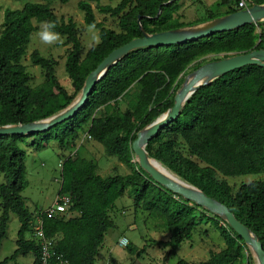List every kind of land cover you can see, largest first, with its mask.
Returning <instances> with one entry per match:
<instances>
[{"label":"trees","instance_id":"1","mask_svg":"<svg viewBox=\"0 0 264 264\" xmlns=\"http://www.w3.org/2000/svg\"><path fill=\"white\" fill-rule=\"evenodd\" d=\"M53 1L70 0L29 1L20 8L3 11L0 125L39 121L61 112L79 97L87 75L111 50L141 37L143 32L157 33L188 25L180 19V0H77L84 24L95 23L101 38L99 44L84 51L77 24L71 18H58L50 6ZM238 2L220 0L218 4L224 9L210 12L206 19L243 9ZM246 2L250 6L264 0ZM92 3L100 14L118 19V30L97 19ZM45 20L57 21L56 31L70 45L64 64L70 80L68 88L59 82L55 61L37 50L31 52L30 60L45 71V79L35 87L28 84L29 74L21 61L36 29L34 22ZM253 49H264V19L181 44L133 49L102 74L88 100L71 118L29 136L0 135V172L5 177L0 184V246L10 214H16L19 221L16 249L0 264L20 254H31L32 264H38L39 259V244L25 237L41 209L30 211L21 196L28 182L26 151L20 144L39 150L56 140L58 147L64 149L75 146L84 133L130 171L101 176L93 160L77 154L64 158L58 194L70 197L69 210L56 217L42 214V228L45 235L57 237L54 249L69 264H98L104 235L114 225L110 211L128 188L134 209L162 219L169 236L156 244L175 251L192 237L202 219L224 240L225 247L211 251L207 259H179L176 264H234L242 258L248 247L228 222L153 180L139 166L131 143L137 131L172 106L183 73L194 60L209 53L226 57ZM134 85L138 87L135 101L120 113L114 105ZM145 148L180 179L225 204L257 236L264 250V178L237 188L227 181L228 177L264 173V67L247 64L197 89L177 119L160 129ZM106 259L116 264L113 258Z\"/></svg>","mask_w":264,"mask_h":264},{"label":"rangeland","instance_id":"2","mask_svg":"<svg viewBox=\"0 0 264 264\" xmlns=\"http://www.w3.org/2000/svg\"><path fill=\"white\" fill-rule=\"evenodd\" d=\"M29 1L37 0H0V28L5 8H20L24 3ZM219 1L180 0V19L188 23L185 27L207 23L211 21L206 19L210 12H219L224 9L222 6H219ZM102 3L115 5L117 1H102ZM50 6L58 18L64 21L71 18L75 21L78 26L81 43L84 51H86L91 46L90 38L85 30L86 25L83 21V13L77 8V0H70L67 3L53 1L50 3ZM92 7L96 11L95 3H92ZM96 17L105 26L118 30V19L116 17L103 15L97 11ZM34 25L36 29L31 35L26 53L21 61L29 74L28 84L31 87H35L45 79V71L38 65H33L30 60L31 52L37 50L41 55L55 61L54 69L59 82L68 88L70 80L65 71L64 64L70 45L65 43L64 36H61L63 40L62 44H42L36 36L40 23L34 22ZM222 55L209 53L194 60L185 70L186 73H183V77L185 78L187 74L193 71L195 65L198 63L203 64L211 60H216L222 58ZM137 92L138 87L135 85L132 86L128 93L116 102L114 107L120 113H123L132 106ZM20 145L26 151L25 166L28 182L27 187L21 192V196L28 209L32 212L49 207L56 196L59 195L61 164L66 156L77 154L93 160L97 164V173L101 176L127 174L130 171L125 164L118 161L116 156L108 155L99 142L93 141L85 133L80 137L75 146L73 145L64 149L58 147L56 140L50 141L46 147L39 150L34 149L32 146H27L25 143ZM155 163L157 164L158 162ZM158 164L162 166L160 163ZM162 167L168 174L178 178L169 169L164 166ZM262 178H264V173H256L228 177L227 181L231 186L237 188L242 183ZM4 182V174L0 172V184ZM110 216L114 225L104 235V240L97 258L99 262L105 261L106 258H113L116 264H176L179 259L198 262L207 259L211 251H219L225 247L224 240L219 233L209 222L207 223L203 219L193 231L192 237L184 240L175 251L171 252L169 247L156 244L155 241L157 240L168 239V231L163 226L161 218L152 216L145 210L134 209L130 188L126 189L124 194L115 201V208L110 211ZM18 227L19 221L16 214L11 213L6 236L0 246V262L4 258L11 256L16 249ZM122 236L126 237L129 241L125 247L118 244V240ZM25 237L29 238L30 233L27 232ZM247 247L248 251H244L243 257L234 264H257L253 251L249 246ZM32 262L33 256L31 254H20L14 259L2 264H32Z\"/></svg>","mask_w":264,"mask_h":264},{"label":"water","instance_id":"3","mask_svg":"<svg viewBox=\"0 0 264 264\" xmlns=\"http://www.w3.org/2000/svg\"><path fill=\"white\" fill-rule=\"evenodd\" d=\"M159 12L160 8L158 9V13ZM262 19H264V3H251L250 6L241 10L211 19V21L197 26L181 27L157 33L143 32L141 37H135L127 43L111 50L87 75L79 97L67 108L43 120L18 123L15 125H0V135L16 134L29 136L36 132L48 130L52 126L71 118L88 100L89 94L94 89L102 74L119 61L124 54L133 49L152 45L181 44L217 32L238 28L245 24L255 23ZM247 64H256L264 67V49H253L248 52L232 53L226 57L205 62L191 71L186 75L181 86L176 91L172 106L153 123L137 131L136 137L131 143V150L139 166L157 183L226 220L238 236H240L245 244L253 251L257 264H264V250L261 242L248 227L236 218L225 204L207 196L194 185L182 179H176L168 173H163L149 161V159L153 161H155V159H153L145 148L149 140L152 139L160 129L177 119L182 106L189 96L197 89L210 84L215 78Z\"/></svg>","mask_w":264,"mask_h":264},{"label":"built area","instance_id":"4","mask_svg":"<svg viewBox=\"0 0 264 264\" xmlns=\"http://www.w3.org/2000/svg\"><path fill=\"white\" fill-rule=\"evenodd\" d=\"M238 5L242 8L247 7L246 0H239ZM71 199L68 195H57L53 203L41 210L36 212L34 219L31 224L30 239L35 240L40 247L38 264H69L61 254L57 253L54 249L57 237H49L45 235L42 228V214L48 217H56L68 212ZM128 239L124 236L120 237L118 244L125 247L128 244ZM98 264H114L110 259H106Z\"/></svg>","mask_w":264,"mask_h":264},{"label":"clouds","instance_id":"5","mask_svg":"<svg viewBox=\"0 0 264 264\" xmlns=\"http://www.w3.org/2000/svg\"><path fill=\"white\" fill-rule=\"evenodd\" d=\"M58 27V22L54 20H45L42 21L39 25V29L36 33L39 41L44 45H56L62 44L63 40L61 34L56 31ZM86 32L89 34L90 45L95 47V45L101 42L99 35V30L96 27L95 23L88 24L86 26Z\"/></svg>","mask_w":264,"mask_h":264},{"label":"bare ground","instance_id":"6","mask_svg":"<svg viewBox=\"0 0 264 264\" xmlns=\"http://www.w3.org/2000/svg\"><path fill=\"white\" fill-rule=\"evenodd\" d=\"M154 159V158H153ZM149 161H151L157 168H159L163 173H166V170L162 167V166H160L158 163H160V162H158L156 159H155V162H158L157 164L152 160V159H149ZM161 164V163H160ZM167 174V173H166ZM176 175V174H175ZM177 176V175H176ZM174 177V176H173ZM178 177V176H177ZM174 178H176V177H174ZM176 179H180L179 177L178 178H176ZM181 180V179H180Z\"/></svg>","mask_w":264,"mask_h":264}]
</instances>
